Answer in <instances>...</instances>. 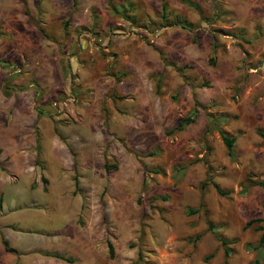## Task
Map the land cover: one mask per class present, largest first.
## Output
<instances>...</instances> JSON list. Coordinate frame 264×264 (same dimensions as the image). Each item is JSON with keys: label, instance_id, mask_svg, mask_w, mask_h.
I'll return each instance as SVG.
<instances>
[{"label": "rangeland", "instance_id": "1", "mask_svg": "<svg viewBox=\"0 0 264 264\" xmlns=\"http://www.w3.org/2000/svg\"><path fill=\"white\" fill-rule=\"evenodd\" d=\"M242 1L0 0V264H264Z\"/></svg>", "mask_w": 264, "mask_h": 264}, {"label": "crops", "instance_id": "2", "mask_svg": "<svg viewBox=\"0 0 264 264\" xmlns=\"http://www.w3.org/2000/svg\"><path fill=\"white\" fill-rule=\"evenodd\" d=\"M236 1V0H234ZM257 3L262 6V9H259L257 13H255V7L253 0H243L242 3H245L247 5H243L240 7H229V14H225V16H229L228 18L232 21H236L234 23H229V30H237L239 33L235 34L234 37H231V40H237L242 44H250L252 47L253 45L256 46H262V53L264 54V0H254ZM255 2V3H256ZM256 3V4H257ZM255 6L254 8L252 6ZM250 6V7H249ZM231 16V17H230ZM226 36V35H225ZM262 43L260 44V42ZM255 42L256 44H254ZM251 70V69H250ZM5 227L6 235H8V232H12L9 230L8 227H10L9 224L3 225ZM12 238V237H8Z\"/></svg>", "mask_w": 264, "mask_h": 264}, {"label": "trees", "instance_id": "3", "mask_svg": "<svg viewBox=\"0 0 264 264\" xmlns=\"http://www.w3.org/2000/svg\"><path fill=\"white\" fill-rule=\"evenodd\" d=\"M190 123H192V119L191 118H183V119H181V120H179L177 122V124L173 127L172 131L179 132V131H181L184 128V126H186V125H188ZM259 135L263 139V142H264V132H261ZM221 140H222V142H223V144H224V146L226 148L227 154L230 155L232 144H233V138L227 137L226 135H222L221 136ZM210 184L212 185V187L214 188L215 192L218 195L226 194V192L221 191L216 184H214V183H210ZM250 185L264 188V182H262V181H259V182H256V183H251ZM263 209H264V196H263ZM253 223L254 222H252V221L246 222L244 224V226L242 227V230H244L245 228H248ZM259 231L261 233H260V236L258 238L256 248L262 249V247L264 246V226L260 227ZM219 242H220L221 245H225V242L222 239H219ZM108 250H109V257H111L112 256V251H111V247H110L109 244H108ZM138 260H141V255L140 254H138ZM251 264H259L258 258H255L252 261Z\"/></svg>", "mask_w": 264, "mask_h": 264}]
</instances>
